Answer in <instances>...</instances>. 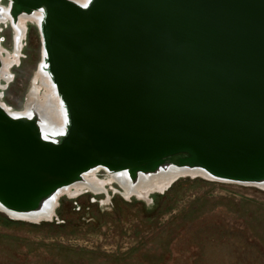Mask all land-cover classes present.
<instances>
[{
    "label": "water",
    "instance_id": "obj_1",
    "mask_svg": "<svg viewBox=\"0 0 264 264\" xmlns=\"http://www.w3.org/2000/svg\"><path fill=\"white\" fill-rule=\"evenodd\" d=\"M25 17L52 92L9 113L0 56L1 213L52 217L97 171L129 192L192 174L264 190V0H8L21 57Z\"/></svg>",
    "mask_w": 264,
    "mask_h": 264
},
{
    "label": "rangeland",
    "instance_id": "obj_2",
    "mask_svg": "<svg viewBox=\"0 0 264 264\" xmlns=\"http://www.w3.org/2000/svg\"><path fill=\"white\" fill-rule=\"evenodd\" d=\"M2 38L11 54V27L0 26ZM40 60L38 28L28 23L13 82L2 83L7 111L25 108ZM95 178L106 192L72 198L77 187L70 188L53 220L19 221L0 212V264H264V190L182 177L162 192L144 190L141 200L103 172ZM194 210L199 215L191 219Z\"/></svg>",
    "mask_w": 264,
    "mask_h": 264
},
{
    "label": "bare ground",
    "instance_id": "obj_3",
    "mask_svg": "<svg viewBox=\"0 0 264 264\" xmlns=\"http://www.w3.org/2000/svg\"><path fill=\"white\" fill-rule=\"evenodd\" d=\"M0 7L4 8V5L0 4ZM36 19H37V17L36 18H32V17L21 18L20 19V22H19V26L22 27V28H26L28 23H31V24L36 25L35 23L29 22L31 20L32 21L33 20L35 21ZM2 23L4 24L6 22L5 21H2ZM21 37L23 38V35ZM20 50H21L20 46H18L16 48L15 42H14L13 52L11 54L6 50V52L8 53L6 55L5 54V51L2 48L0 49V56L2 57V61H3L4 65H5V67L3 69V72H2V77L1 78H4V74H7L8 75V78L6 80L9 79V75H11V71H10L11 65H14V67H15L20 62V58H21V56H20ZM14 56H15V58H14ZM12 58H14V61L13 62H12ZM41 90H44L45 91V94H44V98L45 99L44 100H41L40 97H39V93H40ZM51 92L52 91H51L50 82L47 81V80L44 82L43 78H41V76H40L39 71H37L36 72V75H35V78H34V82H33L32 88H31V90H30V92L28 94L27 101L25 103V108L23 110H21V111H15L14 113H23V114H26V112L28 110V107L33 102H35V99H37L36 93L38 95V102H39V104H41V105L45 104V102H48V98H49ZM40 100L43 101L44 103L42 104L40 102ZM9 113H11V112H9ZM58 113H59V110H56V113L54 115L56 117V121L59 122V123H61V121H63V120H62V117H61L60 113L59 114ZM101 172H103V171H97V172L92 173V174H87L85 176L86 182L85 183H82V184L75 185L74 187H77V192H75L74 190H71V191H69L71 195H68V196L69 197H72V198L78 197L79 196V193H82L83 191H86V192L89 191V192H92L94 194L105 193L106 192V189H104V187H102L104 184H106L105 181H101V180H98V179L95 178V177H98L99 173H101ZM103 173H105L108 176H111L110 174H108L106 172H103ZM195 176H196L195 174H192L191 177H195ZM201 176H203V175H201ZM167 179L168 178H166V179H159V180L156 179L152 184H149V185L144 186V187L137 188L136 189L137 190V193H139V195L142 196L141 197V200H144L143 199L144 198V193H145L144 190H146V192H148V194L150 195L151 193L162 192L165 189L169 188V186L171 185L172 180L175 179V178H173V179L171 178L170 180H167ZM110 183H116V182L114 180V182H110ZM81 188H85V189L82 190V191H80L79 189H81ZM149 189H151L150 192L148 191ZM157 189H159V190H157ZM69 190H70V188H69ZM122 190L124 192V189H122ZM78 191H80V192H78ZM135 197H137V196H135ZM0 210H2V209H0ZM54 216L50 217L49 219H45V220H42V221H39V222L53 220V217ZM13 219H17V218H13ZM32 221L38 222L36 220H32Z\"/></svg>",
    "mask_w": 264,
    "mask_h": 264
},
{
    "label": "trees",
    "instance_id": "obj_4",
    "mask_svg": "<svg viewBox=\"0 0 264 264\" xmlns=\"http://www.w3.org/2000/svg\"><path fill=\"white\" fill-rule=\"evenodd\" d=\"M190 214L192 215V218L191 219H194V218H196V216H194V215L195 214H198V213L194 210L193 212H190ZM0 216H2V215L0 214ZM0 221L2 222L1 218H0ZM3 222H7L9 225L15 224L13 221H11V220H9L7 218H3Z\"/></svg>",
    "mask_w": 264,
    "mask_h": 264
},
{
    "label": "built area",
    "instance_id": "obj_5",
    "mask_svg": "<svg viewBox=\"0 0 264 264\" xmlns=\"http://www.w3.org/2000/svg\"><path fill=\"white\" fill-rule=\"evenodd\" d=\"M2 1V0H1ZM0 1V2H1ZM6 3L5 4H2V5H4V6H7V4H8V1L6 0L5 1ZM0 26H4V27H6L7 28V25L6 24H0ZM8 27H9V24H8ZM13 31V30H12ZM14 33V32H13ZM5 47V46H4Z\"/></svg>",
    "mask_w": 264,
    "mask_h": 264
},
{
    "label": "flooded vegetation",
    "instance_id": "obj_6",
    "mask_svg": "<svg viewBox=\"0 0 264 264\" xmlns=\"http://www.w3.org/2000/svg\"><path fill=\"white\" fill-rule=\"evenodd\" d=\"M3 28H6V27H4V26H2ZM11 26L9 25V27H8V24H7V28H10ZM12 29V28H11ZM2 31H3V29H1ZM12 38H13V40H14V34H13V31H12ZM12 45H13V43H12ZM13 48V47H12ZM11 49V48H10ZM23 50H24V48H23ZM23 50H22V52H23Z\"/></svg>",
    "mask_w": 264,
    "mask_h": 264
}]
</instances>
